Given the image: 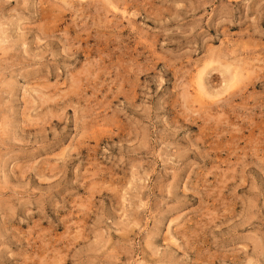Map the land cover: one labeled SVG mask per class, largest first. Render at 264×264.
<instances>
[{
    "label": "rangeland",
    "instance_id": "1",
    "mask_svg": "<svg viewBox=\"0 0 264 264\" xmlns=\"http://www.w3.org/2000/svg\"><path fill=\"white\" fill-rule=\"evenodd\" d=\"M0 264H264V0H0Z\"/></svg>",
    "mask_w": 264,
    "mask_h": 264
},
{
    "label": "bare ground",
    "instance_id": "2",
    "mask_svg": "<svg viewBox=\"0 0 264 264\" xmlns=\"http://www.w3.org/2000/svg\"><path fill=\"white\" fill-rule=\"evenodd\" d=\"M218 62V61H217Z\"/></svg>",
    "mask_w": 264,
    "mask_h": 264
}]
</instances>
